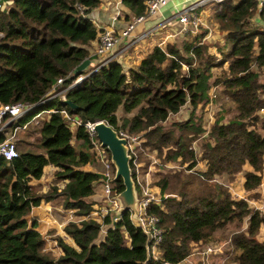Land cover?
Masks as SVG:
<instances>
[{
	"label": "trees",
	"instance_id": "obj_1",
	"mask_svg": "<svg viewBox=\"0 0 264 264\" xmlns=\"http://www.w3.org/2000/svg\"><path fill=\"white\" fill-rule=\"evenodd\" d=\"M99 2L11 0L0 8V101L39 103L13 124L41 108H66L82 123L104 120L117 132L140 134L143 145L162 161L177 163L155 176L160 192L173 195L149 207L163 228L161 255H147L146 235L130 211L113 226L108 225L110 215L100 220L89 215L99 204L93 197L99 187L101 194L100 173L82 168L94 161L92 143L83 124L72 127L57 110L26 132H36V140L20 138L17 155L0 156V264H177L194 245L203 248L232 223L234 264H264V211L218 179L248 165L242 189L251 197L259 195L256 188L264 173V7L259 12L256 0L215 3L213 18L224 31V43L213 42L219 55L210 50L203 30L164 48L154 45L126 70L119 61L93 70L66 89L74 107L58 98L41 102L58 86L57 78L62 77L61 87L68 86L76 77L73 69L87 57L91 63L89 48L97 29L89 11ZM122 2L133 15L144 12V0ZM91 68L89 64L86 71ZM213 86L237 112L232 117L215 112L206 128L203 117ZM185 105L187 117L165 124ZM33 144L39 151L24 149ZM47 164L55 166L53 184L38 192L32 180L40 179ZM123 188L116 178L115 191ZM55 197L80 218L66 221L64 234L54 236L58 254L45 248L37 220L28 218L33 206ZM101 224L106 227L103 238Z\"/></svg>",
	"mask_w": 264,
	"mask_h": 264
},
{
	"label": "built area",
	"instance_id": "obj_2",
	"mask_svg": "<svg viewBox=\"0 0 264 264\" xmlns=\"http://www.w3.org/2000/svg\"><path fill=\"white\" fill-rule=\"evenodd\" d=\"M169 1L170 0H144V12L138 15H133L120 30H115L113 28L114 18H112L109 26L103 27L99 32H97V42L95 43L94 50L90 51L89 48L90 54L97 57V61L93 68L89 69L85 73L77 75L68 86L61 87L60 84L62 82V77L57 78L58 86L53 85L41 102L51 98H58L63 101L66 99L65 91L69 86H72L76 82L80 81L83 77L88 75L93 70H97L100 66L108 64L111 61H117L119 55L124 50H127L134 44H138L139 41L154 34L161 24L162 27L165 26L167 24L166 20H168L169 17H175L174 29L176 34H194L196 31H202L203 28H206V21L203 19L199 8L209 3L211 4L224 0L185 1L180 8L174 11V13L166 16L155 25L144 28L137 34L133 33V30L138 23L142 22L147 16L159 14L161 8ZM256 2L257 10L260 12L261 8L264 7V0H256ZM4 5V0H0V8L4 7ZM91 20L93 24L96 23L94 18ZM1 35L2 32L0 31V36ZM165 43L166 42L162 40L161 42H158V45L164 48L162 45H165ZM38 104L39 103H10L0 101V156L5 159H10L11 157L17 155L18 151L16 146L17 141L20 139L19 132L24 130L31 121L38 122L37 119L44 113L49 114L52 111L58 110L64 115L72 127H75L77 124H83L92 143L91 150L94 154V161L92 163L93 165L95 163L100 165L99 169L95 171L99 172L101 175V199L99 204L95 205V208L89 213V215L97 220L110 215L108 225L113 226L114 222L117 221L121 215L117 211L119 202L115 198V195L117 194L114 189L115 169L111 161L110 153H108L107 148L101 144L96 135L94 124L97 121H86L82 123L77 116L70 114L66 108H41L30 114V118L25 122L13 124V122H15L20 116L30 112ZM118 134L126 138L127 153L130 156L129 163L137 192V217H134L132 215V211H130V218L146 235L145 246L147 255L153 258H159L161 255L159 244L162 240L163 228L160 225L159 216L156 213L149 211V207L152 204L161 205L164 198L172 196L173 194L170 192H160V188L155 183L152 176L156 173L157 169H160L161 167L167 169L171 167H178V165L172 166L169 165L168 162L162 161L154 150H151L148 146L143 145L140 134H130L123 130H119ZM69 211L72 214L73 211ZM73 219L78 220L80 218L71 217L69 220ZM100 230L101 232L99 234V238H103L106 232L105 225L101 224ZM198 250V253H202L203 258L207 255V251H213L207 244L203 248H198ZM220 250L221 246H219V251ZM193 252L194 250L191 254ZM188 259L189 258L186 257V263L190 261V259ZM165 264L172 263L166 261ZM183 264H185V262Z\"/></svg>",
	"mask_w": 264,
	"mask_h": 264
},
{
	"label": "crops",
	"instance_id": "obj_3",
	"mask_svg": "<svg viewBox=\"0 0 264 264\" xmlns=\"http://www.w3.org/2000/svg\"><path fill=\"white\" fill-rule=\"evenodd\" d=\"M185 1H189V0H170L165 6L161 8L159 14L147 16L142 22L138 23L135 26L133 33L137 34L139 31L143 30L144 28H148L150 26L155 25L156 23H158L160 20H162L166 16L174 13V11L180 8L182 4H184ZM208 9H209V12H212L214 10L213 6H210V3L199 8V10L201 11V14L203 13L205 16H207L206 13ZM89 16L91 17V19L92 18L95 19L96 23H94V26L96 27L97 32H99L100 29H102L103 27H107L110 25L112 18H114L113 28L115 30H120L122 27L125 26L127 21H129L132 18L133 13L130 11L129 7L126 6L122 2V0H100L98 5L93 7L89 11ZM202 17L206 21V28L202 29V31L205 30V35L203 36V39L205 41L209 39V37L213 34V32H215V30L218 31L217 35L224 36V31L219 30L217 22L215 21V18L208 17V22H207L206 18L203 15ZM256 20H259L258 16L256 17ZM166 21H167V24L163 27L161 24L154 34L139 41L138 44L136 45L134 44L127 50H124L119 55L117 61H120L123 67L125 68L134 66L135 64H138L142 56H144V54L147 53L154 45H158V42H161L162 40L166 42L168 38L173 37V35L176 34L175 29H174L175 17H169V19ZM96 42H97V37L91 41L90 51L94 50ZM131 49L136 50V52L139 50V53L134 59L135 60L134 64H132L133 62L132 60L124 57V55L127 54ZM96 59L97 57L95 55L92 56V61L90 63L91 66H94V64L97 61ZM131 59L133 58L131 57ZM207 109L208 108H205L204 114H207V111H206ZM22 132L23 131L19 132V138H22V134L24 133ZM168 164L172 166L178 165L177 163H172V162H168ZM198 165L200 169H204V165L202 163ZM87 166L91 168L90 163H87L82 168L90 169V168H87ZM94 167H95L94 170L99 169V165L96 163L94 164ZM158 170H164V168L161 167L160 169H157V171ZM156 173L152 176L154 181H155ZM35 181H40V179H35ZM242 181H243V178L241 180V187H242ZM43 188H45V184H43ZM99 196H100V191L99 193L97 192L93 194V197L97 200ZM55 210L57 213L56 212L54 213ZM71 215L72 214L70 213L69 210H65L62 207L61 198L55 197L52 200L43 201L40 204L33 206L30 213L28 214V218H29V221H30V218H35L37 220V229L43 234L45 238V248L48 250H51L52 252H54V254H58L60 251H59V247L56 245V240L54 239V236L57 233L64 234V231L62 230L63 225L66 221L70 219ZM67 239L69 238L67 237ZM195 248L198 249L200 248V246L194 245L193 250ZM190 255L191 254H189V256Z\"/></svg>",
	"mask_w": 264,
	"mask_h": 264
},
{
	"label": "rangeland",
	"instance_id": "obj_4",
	"mask_svg": "<svg viewBox=\"0 0 264 264\" xmlns=\"http://www.w3.org/2000/svg\"><path fill=\"white\" fill-rule=\"evenodd\" d=\"M11 0H4L5 4H10ZM3 4V2H2ZM210 6H215V3H211ZM215 9V8H214ZM207 16H205L203 13L201 15H203L207 22H208V17H214V10L212 12H209V9L207 11ZM209 15V16H208ZM149 23V22H148ZM200 31H196L195 33H198ZM209 32V30H208ZM217 30H215V32H213V34L209 37V39L206 42L211 43L212 45L210 46V50L211 51H215V46L213 45L215 41L219 42L220 44L224 43V38L223 36L217 35ZM188 35L186 34H175L173 35V37H170L166 40L167 42H179V38L181 36H186ZM165 43V45H166ZM165 45H162L163 47H165ZM231 42L229 41L227 44V48L230 47ZM217 52V51H215ZM139 53V50L136 52V50L131 49L127 54L124 55V57L132 60V64H134L135 62V58L137 56V54ZM216 55H219V52L216 53ZM131 57L133 59H131ZM136 65V64H135ZM124 69H128L125 68ZM262 75L264 76V68L262 70ZM210 103L209 105H207L205 108H208L207 114H204L203 117V124L204 126H206V128H208L210 126V124L213 122V120L215 119V112L220 111L223 115H225L226 117H232L236 114V109L234 108V106L231 104V102L226 98L223 97L222 93L220 92L218 87H214L210 90ZM222 107H224L222 109ZM189 113V106L185 105L181 108L180 111L171 114L170 117L165 121V124H168L171 120L173 119H182L188 116ZM48 116V113H44L41 117H39L37 120H39L40 118H42L43 116ZM35 121H31L27 127L22 130L23 134H22V138L27 141H34L37 139V133H32L30 135H26V132L29 131V129L33 128V125L35 124ZM196 149L198 151V154L201 152V147L200 144L198 143V140H196ZM24 149H28L31 151H39V148L36 145H32V146H25ZM91 164V168L89 166H87V168H90L91 170H94V165L92 163ZM200 164V162H199ZM100 166V165H99ZM199 167V165H198ZM248 165L244 166V169L240 172H237L236 174H234L233 176H229L227 174H223L220 175L218 177V179L225 181L226 183H228V185L231 187L232 191L235 192V194L240 193L241 196H246V198L249 200V202H251L255 207L259 208L260 210L264 211V173H263V180L262 182L259 184V186L256 188V191L259 193V195L257 197H251L249 196V193L246 191L242 190L241 187V180H242V176L244 173V170L246 168H248ZM54 170H55V166L52 164H47L44 167L43 170V174L40 177V181H33V187L39 192V190H43L45 188H40L43 184H45V187L48 185L49 187L53 184V180H54ZM98 191H100V187L98 188ZM100 201V197L98 198ZM56 212V210L54 211V213ZM57 213V212H56ZM71 217H75L73 214L70 216ZM235 228L234 224H228L226 227L221 228L217 231V235L215 236L214 239L210 240V242H207L211 248V252H206L207 255L204 256V258L202 257V253L199 252L198 253V249H194V252L187 258L190 259L189 262L186 263V257L178 262L177 264H183L185 262V264H234L233 260V256L236 252V250H234L233 246H230V239L229 236L232 234V230ZM263 234H264V229L262 230ZM261 237V236H260ZM217 244V245H214ZM206 246V244H205ZM219 246H221V250L219 251ZM54 253V252H53ZM206 258V260H205ZM188 259V260H189ZM187 260V261H188Z\"/></svg>",
	"mask_w": 264,
	"mask_h": 264
},
{
	"label": "water",
	"instance_id": "obj_5",
	"mask_svg": "<svg viewBox=\"0 0 264 264\" xmlns=\"http://www.w3.org/2000/svg\"><path fill=\"white\" fill-rule=\"evenodd\" d=\"M89 64L90 58L87 57L73 69V74L75 76L82 74L83 71H86ZM63 102L71 107L75 106L71 99L66 98ZM94 128L101 144L110 153L115 169V179H121L124 184L123 190L115 195V198L119 202L117 211L120 214H123L127 210L132 211V215L137 217V192L129 163L130 156L127 153L126 138L120 136L117 130L104 120H98L94 124Z\"/></svg>",
	"mask_w": 264,
	"mask_h": 264
},
{
	"label": "bare ground",
	"instance_id": "obj_6",
	"mask_svg": "<svg viewBox=\"0 0 264 264\" xmlns=\"http://www.w3.org/2000/svg\"><path fill=\"white\" fill-rule=\"evenodd\" d=\"M60 223H62V222H60Z\"/></svg>",
	"mask_w": 264,
	"mask_h": 264
}]
</instances>
